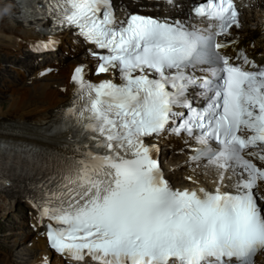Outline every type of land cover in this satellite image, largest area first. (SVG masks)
<instances>
[{
  "label": "snow or ice",
  "instance_id": "snow-or-ice-1",
  "mask_svg": "<svg viewBox=\"0 0 264 264\" xmlns=\"http://www.w3.org/2000/svg\"><path fill=\"white\" fill-rule=\"evenodd\" d=\"M49 5L59 26L107 51L93 53L98 73L115 69L121 81L95 85L75 69L80 108L71 115L92 144L41 188V219L56 225H47L50 247L76 264H256L264 255V197L254 194L264 183L254 162L264 165V66L221 51L241 27L234 0H201L193 13L204 30L139 14L117 23L112 0ZM165 134L202 146L191 160L219 170L215 191L170 185L158 147L145 143ZM226 176L233 191L221 190Z\"/></svg>",
  "mask_w": 264,
  "mask_h": 264
},
{
  "label": "bare ground",
  "instance_id": "bare-ground-1",
  "mask_svg": "<svg viewBox=\"0 0 264 264\" xmlns=\"http://www.w3.org/2000/svg\"><path fill=\"white\" fill-rule=\"evenodd\" d=\"M15 9L16 8L14 7H11L9 9L7 3L0 2V36L6 38H11V36H18L21 41L33 43V51H35V49L39 47V41L41 38L37 35L36 32H34L35 30H32L30 26H22V28L20 29L15 27L10 16L11 14L17 12V10ZM243 21L245 23V26L244 32L241 33L242 36L244 38H250L255 34H258L257 37H254L257 38L258 43L264 46V33L261 28L262 25L260 24L259 15H244ZM254 26H256V30L252 29V27ZM62 41L66 43L70 41V39L68 38V34H65V36L62 38ZM19 46L21 47V43L19 44ZM76 46L78 47V49H76V52L67 54L63 59V63H60L59 69H57L51 75L47 76V80H45V78H47L46 76H42L45 77L43 78V81H40L42 79H35L33 80V85H31L30 87L23 86L21 87L22 89L12 90L11 103L9 104L8 108L4 109L2 107L3 105H1L0 107V131L18 130L14 132L23 136H27V140L34 142L35 144H39V146H44L45 148L42 147L41 149L43 151L59 142V140L54 141L53 138L48 137L46 135V132L49 130L51 124L54 123L53 119L55 115L60 112V109L65 103L70 101L76 90L77 86H74V82L71 81V77L75 69L80 66L85 67L83 73L84 80L89 79L93 82H100L104 78V76L100 75L93 76L92 70L88 67L95 60L90 58L89 55H82V58L77 59L78 57H81L79 54L82 46L79 44H77ZM65 50L70 49L65 48ZM252 54L256 55L257 52L253 51ZM73 56V60L76 58L74 62L66 68L61 69V67H63V65L66 64L67 61H69L67 58ZM54 63L55 61L53 60L51 65H54ZM39 73H37L34 77L39 75ZM34 98L37 100L34 101ZM18 139H23L26 141L24 137ZM168 158L169 154L167 153L165 155V159L168 160ZM180 159V156L173 157V159L169 163L165 164V167L167 168V166L175 163V161ZM203 167L204 166L202 165H198L195 166V170H192L191 176L195 178V180H203L202 175L199 174L202 171ZM182 174L183 172H176L175 174H172V178L176 182V184L186 185V182L178 181L179 178L182 179ZM216 176L217 178L219 177L218 172ZM10 206L11 203L8 202L4 196H0V215L8 211ZM24 234H29V232ZM30 237L31 236H24L19 241L14 239L15 243L11 247V250L14 252L10 253L16 256V259H18V261L16 263H9L5 261L3 262V264H24L32 259L38 262L39 259L42 258L43 254L49 253L46 242L37 236H32L33 239L30 241L32 243L31 249L28 247L15 248L18 247L24 240ZM28 245L29 243H27V246ZM17 252L18 255H15V253L17 254ZM53 259L51 258V260ZM37 262L35 264H37Z\"/></svg>",
  "mask_w": 264,
  "mask_h": 264
},
{
  "label": "rangeland",
  "instance_id": "rangeland-1",
  "mask_svg": "<svg viewBox=\"0 0 264 264\" xmlns=\"http://www.w3.org/2000/svg\"><path fill=\"white\" fill-rule=\"evenodd\" d=\"M68 49V48H67ZM57 56H59V55H57ZM84 56V55H83ZM79 58H82V56L81 57H78L77 59H79ZM69 61H67L66 62V64H64L63 65V67H61V69L62 68H66L67 66H69L70 64H72L73 62H74V60L76 59H74L73 60V57H68L67 58ZM71 60V61H70ZM39 73V72H38ZM37 73H35L34 74V76L36 75ZM48 79V77L47 78H45V80H47ZM44 79H42V80H40V81H43ZM33 85V84H32ZM2 86L0 85V107H1V105H3L2 107L4 108V109H7L8 108V106H9V104L11 103V95H12V90H16V89H22L21 87H16V88H9V87H3V88H1ZM28 87H30V86H28ZM13 94H14V91H13ZM34 101H36L37 99H33ZM215 174L217 175V171L215 170ZM178 181L179 182H182L183 181V179H181V178H179L178 179ZM17 211H19L20 212V210H18L17 209ZM7 212L8 211H6L5 213H3L2 215H0V218L1 217H3L5 214H7ZM9 223L10 224H12V222H10L9 221ZM6 228V227H5ZM5 228H4V230H0V264H3V262H9V263H16L17 261H18V259H16V256H14V255H12L10 252H14V251H12L11 250V247L14 245V239L15 240H18L17 239V236H18V234L20 233L19 231L18 232H15V233H13V235H10V234H8L7 232H6V230H5ZM24 233H27V232H24ZM17 234V235H16ZM9 236H11V245H9L8 246V249H10V250H8L7 249V247H5L4 245H5V242L7 241V242H9L8 241V239H7V237H9ZM31 238V237H30ZM21 239V238H20ZM19 239V240H20ZM18 240V241H19ZM32 239H26V240H24L18 247H15V248H19V247H28L27 246V243H29L30 241H31ZM13 243V244H12ZM15 255H18V252H17V254L15 253ZM18 257V256H17ZM36 259V258H35ZM52 259H53V257H52ZM40 260V259H39ZM51 260V259H50ZM37 261L35 260H29L27 263H24V264H35Z\"/></svg>",
  "mask_w": 264,
  "mask_h": 264
}]
</instances>
